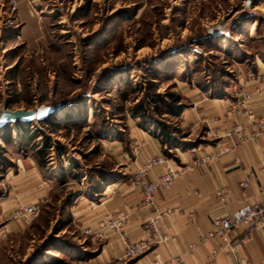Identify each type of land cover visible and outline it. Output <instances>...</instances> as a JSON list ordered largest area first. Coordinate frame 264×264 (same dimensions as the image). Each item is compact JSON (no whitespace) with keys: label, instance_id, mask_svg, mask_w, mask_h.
Segmentation results:
<instances>
[{"label":"rangeland","instance_id":"374dc122","mask_svg":"<svg viewBox=\"0 0 264 264\" xmlns=\"http://www.w3.org/2000/svg\"><path fill=\"white\" fill-rule=\"evenodd\" d=\"M37 4L46 7L47 50L6 46L0 25V112L7 105L12 111L53 106L56 113L45 122L0 128V203L7 199L5 172L15 158L31 157L44 171V197L15 205L39 206V218L0 237V264H93L101 244L83 233L86 222L72 208L103 186L89 203L98 209L111 187L103 180L113 172L124 176L103 142L128 140L136 124L157 139L163 130L187 137L177 117L185 107L183 80L193 79L230 108L244 75L254 71L255 57L264 59V0ZM209 131L204 136L214 139ZM47 165L49 177L59 174L48 200ZM7 221L12 220L0 217V227Z\"/></svg>","mask_w":264,"mask_h":264},{"label":"crops","instance_id":"0c3cea01","mask_svg":"<svg viewBox=\"0 0 264 264\" xmlns=\"http://www.w3.org/2000/svg\"><path fill=\"white\" fill-rule=\"evenodd\" d=\"M12 1L17 3L14 11ZM45 8L39 6L37 0H0V25L2 22L5 25V32L1 35L5 37L6 46L15 43L16 48L21 47L26 51L47 50ZM2 31L3 29H0V33ZM253 66L252 73L264 75L263 58L256 56ZM250 74L246 73L240 82L238 99L243 94L250 93V109L257 117H264V96L259 94L258 84L249 81ZM179 93L181 103L185 106L177 116L179 128L188 136L178 139L170 134L167 136L165 132L168 130H163V139H157L150 131L136 124L130 126L128 140L113 139L103 142L107 154L124 167V176L111 173V187L106 190L95 212L90 210L89 203L95 200L98 193L88 196L91 199H78L72 208L74 215L86 222V228L94 229L106 213L125 212L128 222L124 232L133 241H150V234L145 232L146 224L149 220L157 218L162 233L168 235L170 240L160 244L153 243L141 257L121 263L118 258L123 252V243L118 234L111 233L103 242L92 239L101 244L98 254L90 259L93 264H153L157 256L161 261H171L183 256V262L179 264H264L261 235L255 233L250 236L247 228L232 235V244L247 241L236 250L233 245L226 244L219 237L212 241L200 240L202 233L211 230L214 219L233 216L245 204H260L264 201L261 193L264 185V136L245 142L242 136L233 134L238 126L252 133L256 130V123L244 114H231L226 99L210 96V92L205 91L193 79L183 80ZM208 130L221 134V137L207 139L204 135ZM226 133L232 135L226 137ZM135 144L141 145L140 154L134 153ZM224 146L233 149V152L223 153ZM157 156H164L178 167L192 165L194 157L199 160L206 157L211 159L199 164L192 175L178 178L169 191L159 194V208H144L143 197L133 187L131 178L148 159ZM14 161V167L5 172L7 199L0 203V217H8L7 211L20 200L29 205L31 201L38 202L44 197L40 190L43 186L44 171L39 163L27 156H19ZM249 171L256 172L257 176L244 190L242 183ZM163 173V167H156L152 174L147 176V180L154 181ZM49 174L50 167L47 165V200L51 193L50 184L59 178L58 172L55 174L56 179L49 177ZM195 191L199 193L196 194ZM28 226L25 219L7 221L0 227V237L21 232ZM190 244L195 247L191 254H187L186 250ZM215 248H220L222 252L213 257L211 254Z\"/></svg>","mask_w":264,"mask_h":264},{"label":"built area","instance_id":"2783aa9c","mask_svg":"<svg viewBox=\"0 0 264 264\" xmlns=\"http://www.w3.org/2000/svg\"><path fill=\"white\" fill-rule=\"evenodd\" d=\"M16 7V1H12L13 10H15ZM250 80L255 81L256 84H258L259 94L264 96V75L261 73H251L249 76V81ZM251 101L252 95L250 93H246L243 94L240 99H238L230 106L231 114H244L256 123V130L252 133H248L242 126H238L234 129L233 134L242 136L245 142L250 139H256L264 136V117H257L253 110L250 109ZM207 135L212 138L221 137V134L213 131H209ZM224 135L226 137H230L232 134L226 133ZM141 150L142 148L139 144L134 145L133 151L135 154H140ZM222 152L231 153L233 152V149L224 146L222 148ZM210 159V157H206L202 160H199L194 157L192 165L178 167L174 165L170 160L166 159L164 156L150 158L141 168H138L134 172L133 177L131 178V183L133 187L142 195L144 208H159L161 202L157 197L159 194L169 191L174 186L178 178H186L189 175H192L193 173H195V170L199 166V164L206 163ZM156 167H163L164 173L160 178L154 181L147 180V176L149 174H152ZM256 176L257 173L254 171H249L247 172V174H245V179L242 183V187L244 188V190L249 187L250 183ZM224 192L225 191H223V193ZM195 193L198 194L199 192L195 191ZM261 193L264 197V185L261 188ZM90 207L92 210L97 209V206L94 203H91ZM39 215V206L17 205L11 212H9L8 217L12 221H21L22 219H25L26 222L30 224L32 221L38 219ZM127 222L128 216L127 214H125V212H108L98 223L97 228H85L83 230V233L86 236L92 237L94 240L99 242L106 241L108 235L111 233L118 234L123 243V252L118 258V261L121 263H126L130 260L141 257L151 248L153 243L160 244L170 240V237L168 235L162 233L158 225L157 218L149 220L146 224L145 232L150 234V241H133L129 237H127L124 232ZM243 228L248 229L250 236L255 233H260L262 247L264 250V201L260 204H245L238 211H236L233 216H225L214 219L212 222L211 230L207 233H202L200 236V240L201 242L203 240L212 241L215 237H219L226 244L233 245L234 249L236 250L242 247L243 244H246L247 241L242 240L240 242L232 244V235ZM194 247V244H190L186 250V253L191 254L194 250ZM221 252L222 251L220 248H215L211 255L214 257ZM181 262H183V256H179L171 261H161L159 260V256H157L153 264H179Z\"/></svg>","mask_w":264,"mask_h":264},{"label":"water","instance_id":"95a60500","mask_svg":"<svg viewBox=\"0 0 264 264\" xmlns=\"http://www.w3.org/2000/svg\"><path fill=\"white\" fill-rule=\"evenodd\" d=\"M56 113L53 106H41L36 110H9L7 105H3L0 112V128L12 124H31L35 121L45 122Z\"/></svg>","mask_w":264,"mask_h":264},{"label":"trees","instance_id":"16d2710c","mask_svg":"<svg viewBox=\"0 0 264 264\" xmlns=\"http://www.w3.org/2000/svg\"><path fill=\"white\" fill-rule=\"evenodd\" d=\"M172 98H173V101L175 102V103H179V97L177 96V95H172L171 96ZM155 100V99H154ZM183 109V107H180L179 108V110H182ZM170 134V130H168V132H166V135L168 136ZM47 143H48V141H47ZM48 148H50V147H47V149ZM104 181V184L103 185H111V182L113 181V178H108V179H104L103 180ZM102 189H103V186L102 187H98L97 189H95L94 191V194L95 193H98V194H100V193H102Z\"/></svg>","mask_w":264,"mask_h":264}]
</instances>
